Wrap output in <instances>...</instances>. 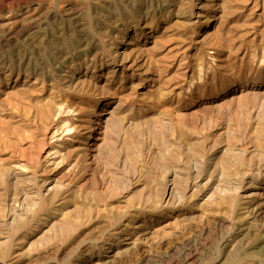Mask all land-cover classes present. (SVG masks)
Returning <instances> with one entry per match:
<instances>
[{
	"label": "rangeland",
	"instance_id": "rangeland-1",
	"mask_svg": "<svg viewBox=\"0 0 264 264\" xmlns=\"http://www.w3.org/2000/svg\"><path fill=\"white\" fill-rule=\"evenodd\" d=\"M0 264H264V0H0Z\"/></svg>",
	"mask_w": 264,
	"mask_h": 264
},
{
	"label": "bare ground",
	"instance_id": "bare-ground-1",
	"mask_svg": "<svg viewBox=\"0 0 264 264\" xmlns=\"http://www.w3.org/2000/svg\"><path fill=\"white\" fill-rule=\"evenodd\" d=\"M6 18V17H5ZM26 33V32H25ZM73 77V76H72ZM68 100V99H67ZM112 112V111H111ZM108 114H110V113H108ZM110 119V118H109ZM109 122H111V121H109ZM105 124H106V127H107V125H108V120H106L105 122H104ZM113 125V124H112ZM66 129V128H65ZM102 133V132H101ZM105 133V132H104ZM58 136V135H57ZM94 136V135H93ZM96 137V136H95ZM95 150V149H94ZM96 153V152H95ZM54 155V154H53ZM55 164V163H54ZM227 187H229V186H227ZM217 189H219V188H217ZM216 193H217V191H216ZM212 198V197H211ZM166 203V202H165ZM248 211V210H247ZM57 223V222H56ZM59 223V222H58ZM254 223V222H253ZM236 256V255H235Z\"/></svg>",
	"mask_w": 264,
	"mask_h": 264
}]
</instances>
